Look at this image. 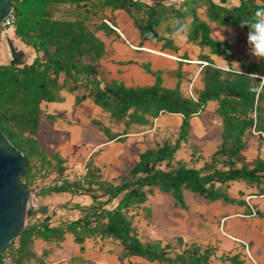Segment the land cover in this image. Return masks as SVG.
<instances>
[{
	"label": "trees",
	"instance_id": "1",
	"mask_svg": "<svg viewBox=\"0 0 264 264\" xmlns=\"http://www.w3.org/2000/svg\"><path fill=\"white\" fill-rule=\"evenodd\" d=\"M11 6L16 21L10 30L36 56L25 65H0V131L24 157L26 171L20 183L27 190L53 172L58 177L64 174V161L57 155H48L37 141L40 104L59 102L61 92L75 95V104L89 100L102 108L114 124L124 126L122 134L147 128L163 113L180 115L182 123L173 144L163 143L141 153L117 185L100 180L97 170L87 163L84 185L65 182L44 191L42 195L72 190L101 192L106 203L112 199L117 203L112 208L94 205L81 209L77 219L61 224H54L49 218L37 221L35 213L28 212L34 227L13 239L2 251L0 264H24L35 259V239L59 244L65 234H71L80 246L93 237L113 242L121 249V259L139 257L158 264H208L214 251L211 247L190 243L175 253L160 242L142 243L128 212L141 206L152 188L171 195L174 206L181 208L185 207L184 192L209 202H234L226 191L236 181H245L257 195H264V159L249 166L243 164L241 157L244 138L250 131H258L264 137L262 66L253 63L248 70L244 66L233 69L231 63L236 54L229 44L211 37L209 26L211 23L222 28L237 27L247 33L242 22L247 24L257 11L264 10V0H183L179 6L142 0H20L11 2ZM201 9L205 20L197 14ZM115 11H123L130 18L142 42L162 43L164 49L174 52V26L177 21L187 23L189 30L182 34L186 42L207 48L208 55L221 57L228 68H218L208 55L203 56L207 65L199 71L202 88L196 92V100L181 92L180 71L176 73L178 83L174 88L164 87L162 72H153L148 64L143 67L155 78L152 86L133 88L107 80L99 67L105 44L97 35L118 36L108 23ZM160 25H164L166 36L158 32ZM209 101L216 103L214 117L222 126L219 146L199 168L174 162L180 144L187 141L188 120ZM94 125L100 127L99 122ZM105 134L109 140L118 136L110 134L107 128ZM97 198L92 195L94 201ZM177 241L181 246L182 242ZM46 255L47 252L42 253V257ZM231 260L238 264L236 258Z\"/></svg>",
	"mask_w": 264,
	"mask_h": 264
},
{
	"label": "crops",
	"instance_id": "2",
	"mask_svg": "<svg viewBox=\"0 0 264 264\" xmlns=\"http://www.w3.org/2000/svg\"><path fill=\"white\" fill-rule=\"evenodd\" d=\"M142 1L179 6L183 0ZM212 25L216 24L209 23L210 30ZM163 26L158 32L166 36ZM111 28L117 33V37L97 35L105 44V56L99 67L107 80L133 88L152 86L155 78L143 67L148 64L153 72H162V85L166 88L176 86V73L180 71L181 92L186 95L184 90H188L192 83L194 94L201 90L199 71L202 66L199 63L205 62L203 56L208 55L207 48L188 44L183 35L172 36L177 48V52H174L164 49L162 43L142 42L134 28L127 35L117 25ZM35 56V51L24 45L15 36L13 29L0 32V65H25ZM208 56L216 67L225 70L226 62L221 57ZM60 98L59 102L40 104L42 114L37 141L48 155H57L64 161V173L91 163L100 180L117 185L119 178L125 176L138 162L141 153L158 146L153 139H159V136L173 137L170 143L173 144L178 138L182 123L180 115L163 113L151 121L152 124L147 128H135L122 134L124 126L114 124L108 113L89 100L75 104V95L66 92H61ZM207 107L212 108L208 117H201L202 110L199 115L188 120L187 141L181 143L179 148L181 150L187 144L197 148V154L204 158L203 162L220 144V137L214 138L216 131L212 126L216 103L209 101L204 109ZM94 122H99L100 127L94 125ZM106 128L110 134L118 136L109 140L105 134ZM255 132L258 134L250 131L246 135L241 152L243 164L249 166L257 159H264V139L262 134ZM55 178L58 176L53 172L37 182L50 183ZM226 192L234 202H209L196 194L184 192L185 207L181 208L174 206L171 195L152 188L146 194V201L134 209L139 214L134 217L132 227L142 243L160 242L162 246L168 245L174 249L175 253L186 249L190 243L201 248L211 247L214 251L208 264H234L232 258H236L238 264H264V195H257V191L245 181L230 183ZM93 194L98 197L95 201L92 199ZM101 195V192L86 194L76 190L41 194L40 208L34 219L42 221L49 218L54 224H61L77 219L81 215V209H89L94 205L112 208L116 205L115 199L106 203V197ZM171 209L184 214L180 213L181 217L178 219H171V223L165 220L159 222L158 213L167 211L170 214ZM177 240L182 242L181 246ZM33 252L36 258L27 260L24 264H158L139 257L121 259V249L115 243L102 241L98 237L89 238L80 246L74 242L71 234H65L64 240L59 244L35 239ZM43 252H47L45 257H42Z\"/></svg>",
	"mask_w": 264,
	"mask_h": 264
},
{
	"label": "water",
	"instance_id": "3",
	"mask_svg": "<svg viewBox=\"0 0 264 264\" xmlns=\"http://www.w3.org/2000/svg\"><path fill=\"white\" fill-rule=\"evenodd\" d=\"M0 0V23L12 11L11 2ZM26 171L23 155L0 131V255L20 233L34 227L27 217L28 190L20 183Z\"/></svg>",
	"mask_w": 264,
	"mask_h": 264
},
{
	"label": "rangeland",
	"instance_id": "4",
	"mask_svg": "<svg viewBox=\"0 0 264 264\" xmlns=\"http://www.w3.org/2000/svg\"><path fill=\"white\" fill-rule=\"evenodd\" d=\"M60 13H62V12H60ZM108 14H109V12H107V15ZM113 14L117 15L116 17H114V15H112V18L115 22L112 19H110V21L108 22L109 25L114 26V27H116V25H117V27H119L125 35H127L128 32H132L134 30L133 29L134 27L132 26L133 24H132L130 18L123 11H115ZM197 14L200 17H202L203 19H205L204 11L202 9L198 10ZM160 26L162 27L163 25H160ZM98 34H99V36H101L100 33H98ZM221 36L224 37L223 40H220V39H222ZM211 37L213 39H216L217 41H219L221 43L229 44V47L231 48L232 52H234L236 54V58L233 59V61L231 63V66L233 67V69L238 70L241 68V66H244V68L248 70L251 67V65L253 63H255V64H260L262 66V70L264 73V60H260L259 58L251 56V54L249 52V48H248V44H247V33H244L241 29H239L237 27L222 28V27H219L217 25H212ZM225 64H226V68H228V64L227 63H225ZM226 68H225V70H226ZM193 84L194 83L190 84L188 89L194 88ZM184 92H187V89H185ZM192 93L195 96L193 91H192ZM263 94H264V91H263ZM186 95H187V93H186ZM262 105L264 106V100L262 101ZM203 110L204 111L202 112L201 117L206 118L210 115L212 108L207 107ZM212 120L214 123V124H212V126L217 133V135L215 133L214 138L218 139L220 137V133L222 131V126H221L220 120L218 118L215 119V117H214V118H212ZM263 122H264V117H263ZM262 138H263V136H262ZM153 140H154V142L157 143V145H161L163 143H171L173 141V137L168 138L166 136H164V137L159 136V139L155 138ZM42 141H44V140L42 139ZM197 153H199V150L197 148L191 146L190 144L189 145L187 144L186 146H183V149L179 150L175 154L174 162L179 161L180 163L186 165L189 168H192V167L193 168H199L202 166V164H203L202 160L204 158L200 160L201 156L198 155ZM176 160H178V161H176ZM136 208L137 207H134L132 209V212H130V211L128 212V216L131 218L132 223L134 222V217L138 216V214H139V213L134 212V209H136ZM180 213L184 214V212H179V211L177 212L173 209L170 210V214L169 213L167 214V211L162 212V213H158L159 222L161 220H165L166 222L171 223V219L175 220V219H178L181 217ZM186 245H188V244H186ZM174 248L178 249V247H174ZM173 250L174 249H172V251Z\"/></svg>",
	"mask_w": 264,
	"mask_h": 264
},
{
	"label": "built area",
	"instance_id": "5",
	"mask_svg": "<svg viewBox=\"0 0 264 264\" xmlns=\"http://www.w3.org/2000/svg\"><path fill=\"white\" fill-rule=\"evenodd\" d=\"M16 18L14 14L11 12L5 19H3L0 23V32L6 31L10 29L15 24ZM201 66L207 65V63H199ZM262 80H264L261 77ZM193 89L187 90V95L190 96L193 100H196V97L192 93ZM254 117V115H253ZM253 134H258L254 130H252ZM264 138V137H263ZM87 175V169L85 166H82L79 169L71 170L70 172L64 173L62 176L55 178L53 182L50 183H41L35 182L28 189V198H27V213H36L40 208V195L47 190H50L54 187H61L65 182L72 183H80L84 185V178ZM249 199V198H248ZM246 254L250 257L248 250H246Z\"/></svg>",
	"mask_w": 264,
	"mask_h": 264
},
{
	"label": "clouds",
	"instance_id": "6",
	"mask_svg": "<svg viewBox=\"0 0 264 264\" xmlns=\"http://www.w3.org/2000/svg\"><path fill=\"white\" fill-rule=\"evenodd\" d=\"M248 28L247 32V44L251 56L264 60V10L257 11L253 19L247 24L243 23ZM189 30L187 23L177 21L176 26H174L173 36H182ZM151 37V33L147 34ZM223 40L224 37L221 36Z\"/></svg>",
	"mask_w": 264,
	"mask_h": 264
}]
</instances>
